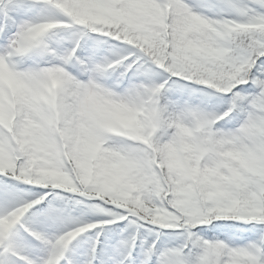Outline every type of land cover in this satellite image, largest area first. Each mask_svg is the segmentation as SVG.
Wrapping results in <instances>:
<instances>
[{
    "label": "snow or ice",
    "instance_id": "6c2138e0",
    "mask_svg": "<svg viewBox=\"0 0 264 264\" xmlns=\"http://www.w3.org/2000/svg\"><path fill=\"white\" fill-rule=\"evenodd\" d=\"M0 264H264V0H0Z\"/></svg>",
    "mask_w": 264,
    "mask_h": 264
}]
</instances>
